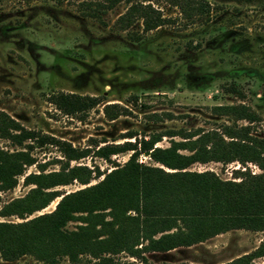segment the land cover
I'll return each instance as SVG.
<instances>
[{
  "label": "rangeland",
  "instance_id": "rangeland-1",
  "mask_svg": "<svg viewBox=\"0 0 264 264\" xmlns=\"http://www.w3.org/2000/svg\"><path fill=\"white\" fill-rule=\"evenodd\" d=\"M132 1L95 8L96 0H0V110L36 133L87 147L86 155L69 164L97 167L100 172L122 163L130 150L105 159L96 148L133 140L125 137L128 132L137 137L164 133L155 142L159 146L181 139L182 133L220 131L224 125H247L249 134L264 137V0H201L207 2L206 10L196 12H183L171 0H140L164 18L150 29H143L139 18L127 25L118 21ZM56 91L100 100L83 112L64 113L49 101ZM105 103H115L112 108L118 113L111 119L103 112ZM237 103L247 105L255 119L233 120L215 111L216 105ZM23 142L31 144L30 153L36 162H44L45 170L58 169L57 160L64 159L51 143ZM0 147L13 150L24 145L0 136ZM137 158L154 163L144 153ZM244 167L260 172L251 161H194L187 166L211 170L223 179H238L233 170ZM30 170H37L34 163L26 165L24 173ZM82 185L73 180L59 188ZM29 186L18 175L12 188L0 190V205ZM0 219L20 220L13 215ZM76 223L69 221L66 227ZM262 239L264 230L231 228L168 250H141L139 255L104 252L102 261L83 253L76 260L62 255L46 263L22 254L10 260L0 256V264H220L251 253ZM250 262L264 264V254L251 255Z\"/></svg>",
  "mask_w": 264,
  "mask_h": 264
},
{
  "label": "trees",
  "instance_id": "trees-1",
  "mask_svg": "<svg viewBox=\"0 0 264 264\" xmlns=\"http://www.w3.org/2000/svg\"><path fill=\"white\" fill-rule=\"evenodd\" d=\"M116 1L96 0L94 5L107 8ZM171 2L183 12L203 11L207 5L201 0ZM133 18L141 20L143 29L156 27L164 19L158 9L140 0L130 2L118 21L127 25ZM99 100L95 95L64 91L49 96L50 102L69 114L83 112ZM114 105L105 103L102 107L110 119L118 113ZM215 111L233 120L251 121L256 117L243 103L216 105ZM248 128L224 125L220 131L182 133L181 139L171 138L167 146L155 144L164 133L137 137L128 132L125 137L132 136L133 140L104 143L96 148L97 155L105 159L130 150L122 163L100 172L97 167L93 170L85 164H69V160L86 155L87 147L76 148L66 140L36 133L0 110V136L24 145L13 150L0 147V190L12 188L18 175L23 184H30L22 195L0 205V216L20 218L0 219V256L10 260L32 254L53 263L62 255L76 260L79 254L87 253L102 261L106 259L104 252L125 250L139 255L141 250L189 245L231 228L264 230V137L249 134ZM26 139L57 146L64 158L57 160L58 169L45 170L44 162H36L30 153L31 144L23 142ZM139 153L155 164L139 161ZM207 160H237L241 164L251 161L260 172L244 167L233 170L238 179H223L211 170L187 168L194 161ZM32 163L37 170L24 173L25 166ZM101 173V178L89 182ZM73 180L83 185L72 190L59 188ZM53 200L51 209L40 211ZM69 221L77 223L67 228ZM261 254L264 239L251 253L220 264H256L250 262V257Z\"/></svg>",
  "mask_w": 264,
  "mask_h": 264
}]
</instances>
